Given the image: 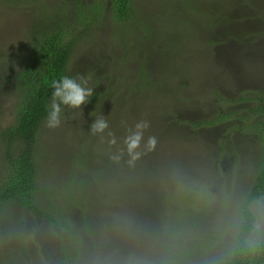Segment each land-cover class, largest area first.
Masks as SVG:
<instances>
[{
  "label": "rangeland",
  "instance_id": "rangeland-1",
  "mask_svg": "<svg viewBox=\"0 0 264 264\" xmlns=\"http://www.w3.org/2000/svg\"><path fill=\"white\" fill-rule=\"evenodd\" d=\"M132 5L131 17L121 21L110 0H0V132L15 119L16 94L6 74L18 64L16 52L38 23L63 32L65 41L74 40L71 74L85 77L94 90L91 98L96 97L83 112L64 107L59 129L43 122L36 206L76 227L83 239L82 264H219L260 164L263 139L252 127L264 117L252 110L264 91V0H132ZM213 38L218 39L209 44ZM138 46L147 56L150 78L181 92L177 103L152 89L128 94L129 73L135 77L133 88L141 83ZM176 70L189 75L188 83L166 73ZM110 71L117 72V80ZM187 99L197 107L185 108L191 123L216 121L219 112L228 119L190 138L189 123L176 126L177 119L164 118L183 110ZM100 115L108 118V132L125 130L115 135L116 144L109 143L108 132L90 134ZM141 119L151 127L140 158L129 163L124 139ZM150 136L157 141L152 151L143 146ZM2 154L0 139V178ZM250 206L258 236L264 230V198ZM144 211L149 214L139 222ZM2 214L0 264L11 254L17 264H60L62 246L70 243L68 229L15 204ZM88 220L103 233L98 248L85 230ZM153 224L158 238L150 237ZM14 234L22 244L11 238ZM216 234L219 239L208 247Z\"/></svg>",
  "mask_w": 264,
  "mask_h": 264
},
{
  "label": "trees",
  "instance_id": "trees-1",
  "mask_svg": "<svg viewBox=\"0 0 264 264\" xmlns=\"http://www.w3.org/2000/svg\"><path fill=\"white\" fill-rule=\"evenodd\" d=\"M110 6L112 7L114 17L118 20L125 21L132 15V0H110ZM97 18H100V14L97 15ZM38 25L42 26V23H38ZM38 25L30 32L31 37L29 42L20 51L16 52L15 60H17L18 64L13 67L10 66L6 74V81L10 83L13 92L16 94V105L14 108V123L0 132V139L3 146L2 164H4V167H1L3 173L0 178V215L4 216L2 213L6 212V208L11 206V204H15L26 211H34L39 216L47 217L54 225H59L61 228L64 227L68 229L71 232L70 243H68L69 247L67 249L62 246V254L64 257L61 258L60 264H82L78 261L80 258L79 252L82 250L81 246L83 239L81 235L78 234L76 227L68 224V222L61 217H57V214L50 215L49 213L46 214V212L43 213L35 204L37 190L36 182L39 168L37 149L39 137L41 136L40 130L43 122L46 120L51 105L53 91L51 82L53 80H59L63 76L75 77L71 74L70 70V58L72 56L74 40L65 41L63 32L47 30L41 26L39 28ZM217 39L218 38H213L208 42L214 45ZM242 44H245V42L242 41ZM140 50L138 46L136 57H138V62L141 64L139 66V72L137 73V75H140V87L139 89L133 88V85H135V77L132 72L129 73V81L132 84L129 88L132 90H129L128 94H137L152 89L161 97H174L177 103L181 97V92H177L175 89L176 86L172 88L171 84L161 87L156 83L157 76L153 79L150 78L149 71L144 68L147 56L146 54L142 55ZM182 72L183 71L180 72L178 70L171 73L166 71L168 74L176 75L178 78L181 77L182 81L188 83L187 80L189 79V75ZM116 73V71L112 72V80L118 79ZM76 76L79 75L77 74ZM179 89L184 90L180 87ZM173 92H175L174 96L171 95ZM118 94L124 96V92ZM95 97L94 95L91 100H94ZM140 98L141 96H139V100L136 102H140ZM191 100L187 99L183 102L185 106L183 110H177L176 112L172 110V113L168 112L164 115L166 119H177L173 122L176 126H183L185 123H189L193 127L192 130L188 132L191 134V136H189L190 138H194L195 134H198V132L201 134V130L206 129L205 126L210 127L217 121L223 122L228 119L225 113L219 112L216 121L212 122L199 119L197 122L191 123L190 120L185 119V117H189V114H187L188 111L186 112L185 108L189 107L194 108L195 111L197 110L196 104L193 105ZM187 101L189 102L188 104ZM180 112H184V114L179 115ZM252 112L257 118L264 117V91L260 92L255 99V107ZM249 127L250 126H248V128ZM252 128H254L256 134H259L263 139L259 156L260 164L255 175L254 184L248 193V197L244 204L239 207L237 215L239 224L236 234L228 244L225 238V245L230 246L225 250V258L223 257V260H220L219 264H264V230L262 234L255 236L254 233L257 228L258 219L250 206L254 200H261L264 198V118L260 120L258 124H253ZM117 132L120 135L126 133L125 130L123 132L118 130ZM118 133L115 135L117 136ZM16 152H18V154H16ZM87 182L86 180L83 181L85 185H89L90 187L89 182ZM137 182H140V180L135 183ZM152 184L154 183L149 182L148 186L151 188ZM91 187V189H93L92 192H95L96 188L92 185ZM141 208L140 205V208H137L135 212ZM148 214V212L144 211L142 215H139L137 217L139 222H142ZM198 219L200 220V218ZM2 220L3 219H0V222H2ZM10 225L12 226L13 224L11 223ZM84 227L87 233L90 234V240L92 239L96 244L95 247L98 248V241H100V236L103 233L100 235V231H97L98 228H93L91 220L84 221ZM16 228L21 231V234L26 231L25 228ZM149 232L151 238L159 237L157 225L153 224ZM97 234H99V236ZM11 238H16V241L19 240L22 244L21 236L18 237L17 234H14ZM217 239H219L218 234L212 235L210 239H208L207 246L209 247L216 243ZM85 245L87 248L89 244L86 243ZM170 254L175 256L174 253ZM11 255L12 257L6 260V264H17V259L13 258V256L16 255Z\"/></svg>",
  "mask_w": 264,
  "mask_h": 264
},
{
  "label": "clouds",
  "instance_id": "clouds-1",
  "mask_svg": "<svg viewBox=\"0 0 264 264\" xmlns=\"http://www.w3.org/2000/svg\"><path fill=\"white\" fill-rule=\"evenodd\" d=\"M87 84L88 81L83 76H63L61 79L51 82V87L53 89L51 105L45 120V125L48 129L55 130L62 126L64 107L83 112V106L91 102L90 98L93 96L94 92L93 88L88 87ZM109 127L108 118L104 115H100L94 119L89 132L91 135L103 136L108 132ZM150 127L151 124L148 120L141 119L128 130V135L124 139V144L131 157L129 163H133L140 158L142 154L140 149L144 142V134ZM108 135L111 137L109 143L113 145L116 144L115 135L110 132H108ZM156 144V138L150 136L147 139V143L143 146L148 151H152L155 149ZM114 158L118 159V157Z\"/></svg>",
  "mask_w": 264,
  "mask_h": 264
}]
</instances>
